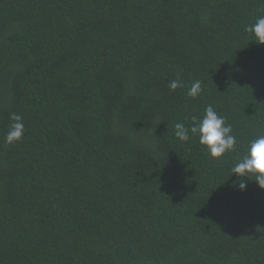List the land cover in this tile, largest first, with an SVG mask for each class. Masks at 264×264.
<instances>
[{"label": "trees", "instance_id": "1", "mask_svg": "<svg viewBox=\"0 0 264 264\" xmlns=\"http://www.w3.org/2000/svg\"><path fill=\"white\" fill-rule=\"evenodd\" d=\"M261 16L264 0H0V264H264V189L231 171L264 135ZM208 105L236 137L218 158L175 136Z\"/></svg>", "mask_w": 264, "mask_h": 264}, {"label": "clouds", "instance_id": "2", "mask_svg": "<svg viewBox=\"0 0 264 264\" xmlns=\"http://www.w3.org/2000/svg\"><path fill=\"white\" fill-rule=\"evenodd\" d=\"M246 30L252 34L253 42L264 45V16L259 17ZM181 86L182 81L179 77L168 84L170 91H176ZM201 92V82L196 80L192 82L187 94L196 98ZM9 119L12 122L4 138L5 142L11 145L22 139L25 125L22 117L15 113L11 114ZM174 128L175 136L181 141H188L190 133L197 135L199 143L205 146L210 158H218L226 151L235 149L236 137L231 134V125H226L224 117L219 115L212 105L205 108L203 117L191 128L186 127L184 123H176ZM231 171L237 175L238 179L243 177V182L238 185L241 191L247 187L245 181L248 176H254L253 181L264 189V135L257 136L248 142L245 154L235 163Z\"/></svg>", "mask_w": 264, "mask_h": 264}]
</instances>
